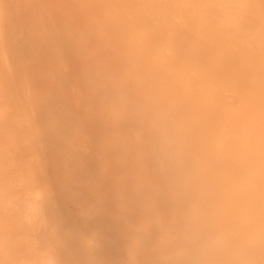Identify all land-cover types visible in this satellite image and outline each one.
Masks as SVG:
<instances>
[{
  "label": "bare ground",
  "instance_id": "1",
  "mask_svg": "<svg viewBox=\"0 0 264 264\" xmlns=\"http://www.w3.org/2000/svg\"><path fill=\"white\" fill-rule=\"evenodd\" d=\"M165 141L209 187L264 161V0H0V174L48 185L62 264H199Z\"/></svg>",
  "mask_w": 264,
  "mask_h": 264
},
{
  "label": "clouds",
  "instance_id": "2",
  "mask_svg": "<svg viewBox=\"0 0 264 264\" xmlns=\"http://www.w3.org/2000/svg\"><path fill=\"white\" fill-rule=\"evenodd\" d=\"M193 163L178 160L164 142L168 192L183 207L179 238L198 253L199 264H235L246 244L264 238V161L226 174L211 187L192 175ZM51 205L48 185L35 175L0 174V264H62ZM81 239L95 243L94 237Z\"/></svg>",
  "mask_w": 264,
  "mask_h": 264
}]
</instances>
